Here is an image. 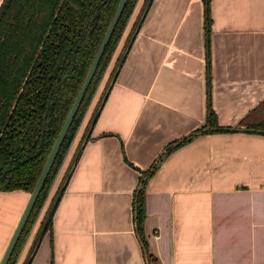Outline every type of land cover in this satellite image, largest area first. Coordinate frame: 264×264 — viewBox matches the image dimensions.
Masks as SVG:
<instances>
[{
  "label": "crops",
  "instance_id": "crops-1",
  "mask_svg": "<svg viewBox=\"0 0 264 264\" xmlns=\"http://www.w3.org/2000/svg\"><path fill=\"white\" fill-rule=\"evenodd\" d=\"M148 2L138 1L17 264H264V132L249 129L264 120V0H210L209 36L205 0H153L145 14ZM209 106L225 130L209 125ZM30 194L0 192V203L16 198L0 261Z\"/></svg>",
  "mask_w": 264,
  "mask_h": 264
},
{
  "label": "trees",
  "instance_id": "trees-1",
  "mask_svg": "<svg viewBox=\"0 0 264 264\" xmlns=\"http://www.w3.org/2000/svg\"><path fill=\"white\" fill-rule=\"evenodd\" d=\"M120 1H2L0 192L33 191ZM138 1L128 0L123 10L8 264L18 262L21 248L45 206ZM205 3L206 29L209 36L212 24L210 0H205ZM130 38L132 37H129V40ZM207 122L216 128L214 131L225 130L216 125V114L210 106ZM249 129L264 132V120L262 124L258 123ZM183 142H186V139ZM175 146L167 149V155ZM157 168L158 164L147 173V176L153 175ZM143 206L144 194L141 190L137 199L136 220L137 231L146 247ZM51 209L52 206L45 212V222ZM51 223L52 217L45 232L49 230ZM147 256L150 257L148 253Z\"/></svg>",
  "mask_w": 264,
  "mask_h": 264
},
{
  "label": "water",
  "instance_id": "water-1",
  "mask_svg": "<svg viewBox=\"0 0 264 264\" xmlns=\"http://www.w3.org/2000/svg\"><path fill=\"white\" fill-rule=\"evenodd\" d=\"M152 1L153 0H149L145 14L148 11L149 7L151 6ZM127 2H128V0H121L118 7H117V10H116V12H115V14L111 20V23H110V25H109V27H108L105 35H104V38L101 42V45H100V47L96 53V56L92 62V65H91L89 72H88V74L84 80V83H83V85H82V87H81V89H80V91L76 97V100H75V102L71 108V111H70V113H69V115H68L62 129H61V132H60V134H59V136H58V138H57V140H56V142H55V144L51 150V153L47 159V162L43 168V171H42L33 191L30 194L29 200H28L26 206L24 207V210H23V212H22V214L18 220L16 228H15V230H14V232L10 238V241H9L5 251H4V254L1 258L0 264H8V262L12 256V253H13V251L17 245V242H18V240H19V238H20V236L24 230V227H25V225L28 221V218H29V216H30V214L34 208V205L37 201V198L39 197V194H40V192H41V190L45 184V181H46V179H47V177L51 171V168L55 162V159H56L57 154L60 150V147H61V145H62V143H63V141H64V139H65V137L69 131V128H70V126H71V124H72V122H73V120H74V118L78 112V109H79L80 104L84 98V95H85V93H86L95 73H96V70H97L99 63L102 59V56L105 52L106 46L108 45V43L112 37V34L116 28V25H117L122 13H123V10H124ZM142 22H143V20H141L139 27L141 26ZM130 47H131V44H130ZM124 59L125 58H123V60L121 61L120 67L123 64ZM107 95H108V92L105 95V99L107 98ZM99 112H100V110H98V114H99ZM97 115H96V117H97ZM62 191H63V189L61 190V192ZM61 192L59 193L58 198L55 201V203L51 209V212L49 214V217H48V219H47V221L43 227V231H42L43 233L45 232V230L47 228L49 219L53 216V212L56 208V205H57L58 200L60 198Z\"/></svg>",
  "mask_w": 264,
  "mask_h": 264
},
{
  "label": "rangeland",
  "instance_id": "rangeland-1",
  "mask_svg": "<svg viewBox=\"0 0 264 264\" xmlns=\"http://www.w3.org/2000/svg\"><path fill=\"white\" fill-rule=\"evenodd\" d=\"M107 86H108V83H107ZM93 101V100H92ZM92 103V102H91ZM88 111V110H87ZM85 118V117H84ZM84 120V119H83ZM15 203H16V198L15 197H12V196H9V199L8 200H5L4 202L0 203V234L1 232H3L6 224H8V222L10 220L13 219V213H14V206H15ZM51 206V205H50ZM44 209V207H43ZM43 209L41 211V214L39 216V218L37 219V221H39L41 215H42V212H43ZM7 219H8V222H7ZM35 222L33 228L35 227V225L38 223V222ZM45 214H44V217L42 218V220L39 222V227L37 228V233L35 234V239H34V242H33V245L32 247L30 248V250H34L36 245H37V242L42 234V231H43V227L45 225ZM32 228V230H33ZM32 230L28 236V238L26 239V242L24 243V245L22 246L21 250L23 252V250H25L27 248V246L29 245V240L31 238V234H32ZM21 252V254H22ZM21 256V255H20ZM19 256V258H20ZM19 260V259H18Z\"/></svg>",
  "mask_w": 264,
  "mask_h": 264
}]
</instances>
